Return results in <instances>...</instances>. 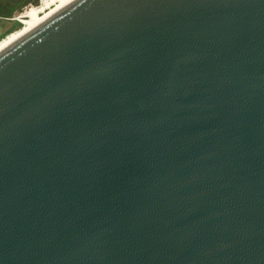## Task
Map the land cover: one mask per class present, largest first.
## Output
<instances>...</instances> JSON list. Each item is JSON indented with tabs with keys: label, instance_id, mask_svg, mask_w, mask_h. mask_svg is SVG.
Instances as JSON below:
<instances>
[{
	"label": "water",
	"instance_id": "1",
	"mask_svg": "<svg viewBox=\"0 0 264 264\" xmlns=\"http://www.w3.org/2000/svg\"><path fill=\"white\" fill-rule=\"evenodd\" d=\"M0 264H264V0H74L0 51Z\"/></svg>",
	"mask_w": 264,
	"mask_h": 264
},
{
	"label": "rangeland",
	"instance_id": "2",
	"mask_svg": "<svg viewBox=\"0 0 264 264\" xmlns=\"http://www.w3.org/2000/svg\"><path fill=\"white\" fill-rule=\"evenodd\" d=\"M47 3L44 4L43 0H0V24L8 33L3 42L22 32L31 18L30 13L33 10L42 12Z\"/></svg>",
	"mask_w": 264,
	"mask_h": 264
},
{
	"label": "bare ground",
	"instance_id": "3",
	"mask_svg": "<svg viewBox=\"0 0 264 264\" xmlns=\"http://www.w3.org/2000/svg\"><path fill=\"white\" fill-rule=\"evenodd\" d=\"M48 1V3H47ZM74 0H43L44 4L47 3V7L45 10L39 13V11L33 10L32 13H30L31 18L28 21V24L25 26V28L20 32L18 35L10 39L9 41L3 42L5 38L0 40V51L8 47L10 44H12L14 41L22 37L26 32L29 30L35 28L37 25H39L43 20H45L49 15L53 14L54 12L58 11L62 7L70 4ZM31 11V10H30Z\"/></svg>",
	"mask_w": 264,
	"mask_h": 264
},
{
	"label": "built area",
	"instance_id": "4",
	"mask_svg": "<svg viewBox=\"0 0 264 264\" xmlns=\"http://www.w3.org/2000/svg\"><path fill=\"white\" fill-rule=\"evenodd\" d=\"M1 19V17H0ZM8 33H5V28L0 24V40H2Z\"/></svg>",
	"mask_w": 264,
	"mask_h": 264
}]
</instances>
